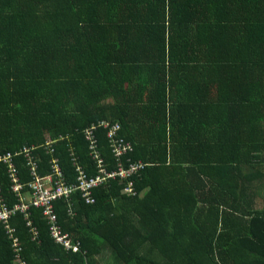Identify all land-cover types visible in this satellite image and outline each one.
Segmentation results:
<instances>
[{"label":"trees","instance_id":"1","mask_svg":"<svg viewBox=\"0 0 264 264\" xmlns=\"http://www.w3.org/2000/svg\"><path fill=\"white\" fill-rule=\"evenodd\" d=\"M100 119L131 145L121 162L144 164L132 191L115 178L92 204L55 200L76 253L40 210L28 209L35 240L15 213L25 264H264V0H0V153L34 146L43 175L55 139L67 182L70 153L93 176L83 130ZM94 137L114 170L104 131ZM0 189L16 202L2 165ZM12 258L0 224V264Z\"/></svg>","mask_w":264,"mask_h":264},{"label":"built area","instance_id":"2","mask_svg":"<svg viewBox=\"0 0 264 264\" xmlns=\"http://www.w3.org/2000/svg\"><path fill=\"white\" fill-rule=\"evenodd\" d=\"M102 129L104 137L114 158L115 168L112 171H106L102 158L96 147L94 131ZM120 126L117 122L104 119L97 120L88 125L83 130V136L87 142V151L91 161L94 164L95 175H88L80 165L74 161V156L70 153V161L74 168V182H67L59 167L58 159L53 156L52 144L55 139L45 141L43 149L46 151L49 159L47 161L48 172L40 175L38 173L37 157L34 154L35 147L32 145H22L12 152H3L0 154V165L4 167V173L8 180L9 191L16 198V202L7 205L1 195L0 189V224L3 225L5 233L10 242L13 264H25L20 257L21 246L17 237L14 235V229L9 227L8 219L15 213L21 214L25 220L31 240H35L37 231L29 219L28 209L30 207L40 210V215L45 218L48 226V232L55 243L60 245L65 251L76 253L79 251L77 241H73L67 233L59 232L55 225V214L53 212V203L55 200L64 199L67 205L71 204V195L78 193L85 204H92L93 198L91 190L107 179L126 180V185L122 189L125 193H130L131 182L129 177L137 173L144 166L143 163L133 162L124 157V163L121 158L131 152V145L119 135ZM15 157H21L24 161V167L28 175V180L20 182L18 180L17 169L14 163ZM70 215L71 212L68 211Z\"/></svg>","mask_w":264,"mask_h":264},{"label":"rangeland","instance_id":"3","mask_svg":"<svg viewBox=\"0 0 264 264\" xmlns=\"http://www.w3.org/2000/svg\"><path fill=\"white\" fill-rule=\"evenodd\" d=\"M14 151H15V150H14ZM6 152H7V151H6ZM0 154H1V153H0ZM15 158H17V157H15ZM15 158H14V159H15ZM107 257H108V254L104 252V253L102 254L101 258H100V261H103L104 258H105V260H108Z\"/></svg>","mask_w":264,"mask_h":264},{"label":"crops","instance_id":"4","mask_svg":"<svg viewBox=\"0 0 264 264\" xmlns=\"http://www.w3.org/2000/svg\"><path fill=\"white\" fill-rule=\"evenodd\" d=\"M192 100L191 98H189V101Z\"/></svg>","mask_w":264,"mask_h":264}]
</instances>
